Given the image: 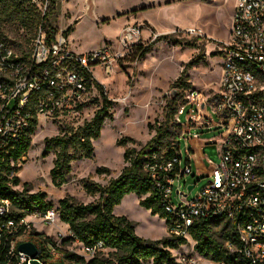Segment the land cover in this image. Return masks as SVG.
Masks as SVG:
<instances>
[{
	"label": "built area",
	"instance_id": "obj_1",
	"mask_svg": "<svg viewBox=\"0 0 264 264\" xmlns=\"http://www.w3.org/2000/svg\"><path fill=\"white\" fill-rule=\"evenodd\" d=\"M61 1L24 3L43 17L51 8L58 9ZM144 30L143 24L126 23L114 42L105 41L83 52L71 49L62 29L49 39L42 21L24 42L0 31V181L4 174L1 161L11 155L33 121L36 127L49 122L74 128L85 122L80 123L78 117L90 91L95 89L94 66L106 75L115 74L118 63L125 60L131 48L143 44ZM185 32L203 35L195 26H188ZM217 52L221 67L219 87L208 100L217 120L205 118L200 122L188 118L186 124H181L173 155L165 158L162 153L153 152L146 156L142 168L158 188L161 205L169 214L164 223L169 237L183 238L193 248L191 228L197 218L223 219L229 222L230 232L235 233L224 242L232 258L214 264H264V0H234L227 37L219 41ZM198 127L215 129L220 134L219 160L210 167L200 161L205 170H199L198 179L186 185L187 175L193 174L191 154L198 155L205 144L215 143L192 145L200 136L196 131L192 133ZM180 140L185 141L184 162ZM206 159L211 161L207 156ZM199 179H204V183L192 193ZM9 209V199L0 197V216ZM55 212L51 208L43 214L34 211L18 221L8 218L0 224V235L2 230L17 231L18 226H23L22 234L28 235L29 216L52 222ZM72 235L67 227L57 240ZM81 249L83 256L92 258L106 248L96 241L81 244ZM16 252L18 264H29L28 256L17 249ZM176 260L195 262V258L185 255Z\"/></svg>",
	"mask_w": 264,
	"mask_h": 264
},
{
	"label": "rangeland",
	"instance_id": "obj_2",
	"mask_svg": "<svg viewBox=\"0 0 264 264\" xmlns=\"http://www.w3.org/2000/svg\"><path fill=\"white\" fill-rule=\"evenodd\" d=\"M26 4V3H25ZM234 0H62L58 7V13L48 18V24L60 30L71 29L68 40L71 49L76 52L97 47L107 42H114L119 35L124 22L143 24V45L149 44L150 49L144 55L135 52L131 48L128 57L118 63L115 74L106 75L98 66H94L95 80L102 86L100 92L95 88L90 91L88 101L83 107L78 121L89 120L94 111L102 104V96H106L110 118H105L100 130V135L92 141L93 153L90 158H82L71 162L69 179L60 186H54L51 182L49 170L52 167L54 152L50 151L46 156L42 155L43 141L59 133V125L47 122L45 125L35 127L31 135L30 147L18 162L19 170L16 175L20 182L16 189L22 188V183L28 184L29 192L43 191L45 200L52 203L53 209L57 207L58 200L68 195L76 200L88 203L97 194L89 195L82 187L81 180L89 177L92 181L105 185L110 178L117 176L122 167L126 165L123 153L126 148L139 149L155 133V128L163 122L166 102L171 98L175 79L178 77L183 64L192 58H200L188 70V82L190 88L183 91H175L178 109L175 115V123L170 127L173 133H177L187 123L188 118L203 121L205 118L217 120L216 114L208 100L211 94L219 87L220 57L217 52L219 41L227 37ZM144 5L145 9L132 12L130 8L138 9ZM93 10L96 11L94 14ZM133 10V9H132ZM107 18V21H102ZM173 29L162 38L153 41L155 27ZM188 26L201 29L203 35H193L185 32ZM34 26L22 24L16 20H5L0 12V31L6 32L17 41H25L26 37L34 33ZM142 45V44H141ZM190 96V99L188 97ZM195 99L198 102H195ZM204 103V106L201 104ZM66 126L67 124H62ZM198 132L200 136L192 145L205 144L199 154L192 153L193 174L187 175V184L198 179L196 173L205 170L200 161L207 167L219 160L221 136L215 129L206 130L198 127L192 133ZM130 137L124 145H119L121 138ZM179 150L182 152L181 161L185 159V141L180 140ZM206 156L211 160L206 159ZM105 166L109 173L97 174L95 169ZM204 183L199 179L195 189ZM185 185V187H186ZM115 214L125 215L135 225L136 235L159 239L166 237L164 219L152 215L138 204L136 195L129 193L114 207ZM56 213V212H55ZM30 227L37 233L49 237L65 250L77 253L88 261L90 257L83 256L81 244L77 241L62 243L57 240L58 235L64 234L67 227L62 223L56 213L55 220L45 222L40 217L29 216ZM211 222V233L216 240L224 244L226 231H231L230 224L223 219L214 218ZM18 241L28 240L27 233L20 235ZM175 259L185 255L195 258L194 263L177 264H214L213 261L200 256L193 248L192 243L185 242L177 249L171 250ZM54 253V252H53ZM59 257V253H54ZM107 259L106 264H119L115 254L104 249L96 256ZM64 264H82L77 261L64 260ZM140 264H153L151 260Z\"/></svg>",
	"mask_w": 264,
	"mask_h": 264
},
{
	"label": "trees",
	"instance_id": "obj_3",
	"mask_svg": "<svg viewBox=\"0 0 264 264\" xmlns=\"http://www.w3.org/2000/svg\"><path fill=\"white\" fill-rule=\"evenodd\" d=\"M142 9L145 7L142 6L131 11L135 12ZM0 12L5 20H16L23 25L30 22L34 28L42 21L49 39L57 32V29L52 28L47 21L49 16L58 13V9L51 8L47 14L40 17L32 8L25 5L24 0H0ZM102 21H107V18L102 19ZM70 30L68 27L64 33L68 35ZM161 38L162 35H158L153 41ZM149 46V44H136L133 48L142 56L149 51ZM199 61L200 58L195 57L183 64L174 81L176 90L183 91L190 88L188 70ZM86 77L88 78L90 75L87 73ZM93 83L100 92L102 88L100 83L96 80H93ZM101 100L102 104L94 111L92 117L82 125L76 128L67 125L60 126L59 133L44 138L42 155L46 156L48 152H54L52 167L49 170L54 186H60L68 181L72 161L91 157L93 153L92 141L99 137L104 119L111 117L106 96L103 95ZM177 109L176 97L168 99L164 109L163 122L155 128L154 135L139 149L131 147L124 150L123 160L126 165L122 167L117 176L110 178L105 185H100L89 177L81 180L85 192L89 195L97 194V198L88 203H83L73 196L66 195L58 200V205L54 209L59 220L73 234L71 237L62 239L63 244L76 240L82 245H91L96 241H101L106 249L115 254L119 264H140L148 260H151L153 264H177L171 250L184 244L185 239L169 236L159 239L140 237L135 233L136 224L132 220L125 215L113 213L114 206L121 202L124 195L134 193L138 197L140 206L147 209L150 214L163 218L164 223H167L169 214L161 205L160 192L143 170L142 163L146 156L153 152L162 153L165 158H170L173 155L177 146L175 139L179 131L173 133L170 127L175 123ZM177 123V125L180 124ZM35 127L36 122L33 121L28 133L15 144L11 155L6 156L1 161L4 174L0 181V197L4 196L9 199L10 209L7 214L0 216V224L5 223L8 218L18 221L34 211L43 214L53 208L52 203L45 200L43 191L30 193L26 182L22 183L20 190L12 188L20 182L16 175L20 168L16 163L30 147L31 135L35 131ZM127 141H132V139L130 137L121 138L118 144L124 145ZM10 159L14 161L13 165H10ZM95 172L106 174L109 173V169L105 166H99ZM11 173L12 175L9 176ZM212 219L214 218H197L195 220L191 228V238L194 241L193 248L200 256L213 262L222 259L231 260V254L224 244L216 240L211 233L210 223L219 222ZM23 228V226H18L17 231H1L0 264H18L16 246L21 241H15L12 253H9V250L11 243L23 233ZM234 235V232L226 231L225 237L227 239L234 237ZM27 236L28 240L36 245L38 249L37 259L43 264H64V260L77 261L82 264H106L109 262L107 259H100L95 256L85 261L81 255L62 249L55 241L37 233L32 228L28 230ZM52 251L59 253L60 256L55 257Z\"/></svg>",
	"mask_w": 264,
	"mask_h": 264
},
{
	"label": "water",
	"instance_id": "obj_4",
	"mask_svg": "<svg viewBox=\"0 0 264 264\" xmlns=\"http://www.w3.org/2000/svg\"><path fill=\"white\" fill-rule=\"evenodd\" d=\"M174 90L177 91L176 89ZM175 91L173 92L174 94H172L171 97L175 95ZM189 188L190 186H188V189ZM16 249L17 251L29 257V264H40L39 260L37 259L38 249L32 241L30 240L21 241L17 244Z\"/></svg>",
	"mask_w": 264,
	"mask_h": 264
},
{
	"label": "crops",
	"instance_id": "obj_5",
	"mask_svg": "<svg viewBox=\"0 0 264 264\" xmlns=\"http://www.w3.org/2000/svg\"><path fill=\"white\" fill-rule=\"evenodd\" d=\"M144 6V5H143ZM131 10L132 9H134V8H130ZM93 12H94V14L96 13V11L95 10H93ZM101 18L100 19H105V18H102V16H100ZM133 19V18H132ZM131 19V20H132ZM131 20L130 21H127V22H124L123 23V25L124 24H126V23H128V22H131ZM122 25V26H123ZM173 27L174 26H171V27H169V28H161V29H159V28H157V27H155V31L157 32V34H165V33H168V32H170L172 29H173ZM95 48V47H94ZM219 63H220V61H219ZM219 76H220V71H219ZM125 196V195H124ZM124 199V197L122 198V200ZM136 199H137V201H138V197L136 196ZM121 200V201H122ZM115 207V206H114ZM113 213L115 214V212H114V208H113ZM115 215H118V214H115ZM120 215V214H119Z\"/></svg>",
	"mask_w": 264,
	"mask_h": 264
},
{
	"label": "bare ground",
	"instance_id": "obj_6",
	"mask_svg": "<svg viewBox=\"0 0 264 264\" xmlns=\"http://www.w3.org/2000/svg\"><path fill=\"white\" fill-rule=\"evenodd\" d=\"M201 30V29H200ZM202 34H204L202 31H201Z\"/></svg>",
	"mask_w": 264,
	"mask_h": 264
}]
</instances>
